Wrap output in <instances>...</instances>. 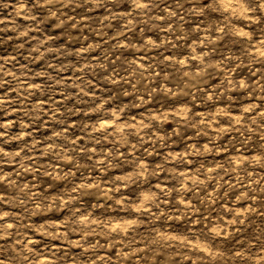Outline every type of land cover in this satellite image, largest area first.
<instances>
[{"label": "clouds", "instance_id": "clouds-1", "mask_svg": "<svg viewBox=\"0 0 264 264\" xmlns=\"http://www.w3.org/2000/svg\"><path fill=\"white\" fill-rule=\"evenodd\" d=\"M0 264H264V0H0Z\"/></svg>", "mask_w": 264, "mask_h": 264}]
</instances>
